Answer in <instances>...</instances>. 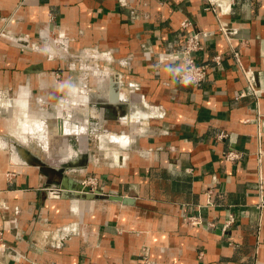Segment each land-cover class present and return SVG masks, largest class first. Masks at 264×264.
Masks as SVG:
<instances>
[{"label": "crops", "instance_id": "1", "mask_svg": "<svg viewBox=\"0 0 264 264\" xmlns=\"http://www.w3.org/2000/svg\"><path fill=\"white\" fill-rule=\"evenodd\" d=\"M205 7V0H0V28L1 17L14 14L6 29L16 36L39 42L47 27L66 32L73 51H110L116 60L102 83L90 82L83 111L67 115L78 135L63 136L54 154L42 150L49 161L34 148L0 150V264H264V0H235L228 12ZM219 20L237 27L231 44ZM191 31L210 33L197 55L212 68L197 85L173 74ZM123 57L130 63L121 67ZM59 62L0 37V90L9 94L0 98V138L19 142L4 119L16 132L28 109L53 118L45 108L76 82ZM118 73L139 89L124 87L127 96L113 101ZM54 118L58 126L63 114ZM97 128L129 141L98 140ZM18 149L24 159L16 161ZM228 150L239 157L225 159ZM89 175L99 177L92 198L49 193L58 186L70 193Z\"/></svg>", "mask_w": 264, "mask_h": 264}, {"label": "built area", "instance_id": "2", "mask_svg": "<svg viewBox=\"0 0 264 264\" xmlns=\"http://www.w3.org/2000/svg\"><path fill=\"white\" fill-rule=\"evenodd\" d=\"M205 1H206L205 9H212L214 11H227V12L231 11L232 5L235 3V0H205ZM1 21L2 23H4V26L0 29V36L6 39H9V40L12 39L23 47L25 44H23L22 41L27 42L28 35L22 34L20 36H16L14 35V33H11V31L8 28L6 29V27L9 26L14 21V14L8 17L7 16L1 17ZM188 25H189L188 20H183L181 22V26L183 28L187 27ZM218 29L225 36L229 44H231L232 39H234V35L237 33V27H229L225 22L219 20ZM209 34L210 33L208 31H191L184 37V41L182 42V45L179 51L176 53L178 54V59L182 63V68H180L179 70L173 71V74L175 75L176 79L180 81L181 83L197 85L206 77L207 71L210 68H212L209 64H204V63L199 62L198 55H197L198 52H200L203 48L202 40L205 37H207ZM9 35L10 37H8ZM38 36H39L40 41L39 42L29 41L30 42L29 45L34 46L35 48L38 47L40 52H43V54H45L44 56H46V59L52 60L53 58L50 50L47 51V46L49 44H53L54 42L61 45L60 47L62 48V51H58V53H63L62 57L65 56L64 54L65 52H69L66 46L68 43V39H66V36H63V35L60 36L61 38L64 37L65 40L61 39L60 37L53 39L51 38L50 30L47 27H42L39 30ZM37 45H41L42 49L39 48V46ZM26 46H28V44ZM91 50L92 52H89L88 49H82L80 51L82 52L80 55H82L85 60H92L95 62L92 63L91 65L90 64H88L87 66L85 65L83 68H81L80 74L78 75V77H76L78 85H74V83H70L66 87L65 89L66 96L57 102V106H59L60 108L69 107L68 109H72V108L76 109L78 107L80 108L84 107L85 103L88 102V93L91 89L90 86L88 85L87 78L91 77L96 83H101L102 80L106 78L104 75L105 73L103 72L107 71L110 74V67L112 66L113 63L116 62L115 58L112 56V53L110 51L101 52L100 50L94 49V48ZM169 56L170 58H173V54H170ZM212 61H214L216 64H219L220 56L216 55L215 57L212 58ZM105 62L109 64L108 65L109 67L105 66L104 64ZM117 62L120 64L121 67L127 66L130 63V57H123L121 59H118ZM106 67L109 69H107ZM73 68L74 66L70 67L69 65L67 67V69L69 70ZM248 73H249L248 71L245 72L246 76ZM49 74H50V77L53 79V81L57 83L60 78V73L58 71H52ZM116 81H117L116 85L118 88V92L121 96H124V97L127 96L126 92H124V87H127L129 89V94L139 89V86L137 83L125 82V80L123 79L120 73H118V75L116 76ZM249 87L255 96L257 95V93H259V89L256 88L251 83H249ZM72 88L78 89L81 92L82 98L80 99L77 98L76 95L74 94L75 92L73 93ZM244 94L245 93L241 91L240 95H244ZM2 95H4L5 98L6 97L8 98L9 96L7 91L3 92L0 90V98H2ZM28 96L30 97L31 93H28ZM139 97L142 101L144 100V96L142 94H140ZM69 98L70 99L74 98V100L77 99L78 102L68 100ZM36 101L38 104H41L44 102L41 97H38ZM68 101L71 103V106H67ZM150 109H151V112L152 111L156 112L155 115L157 117L161 118L165 114L163 110H159L158 108L154 109L153 106H150ZM58 121H59L58 123L59 128H61L62 125L66 122L65 118L58 119ZM67 122H69V124H74V123H71L70 121H67ZM93 130L91 131V133L95 134V137H97L98 140L106 139L110 141L112 135L119 136V137L127 136L124 133L117 135L109 130H106L105 128H97L94 131ZM74 135H78V132H75ZM222 136L223 135H220L219 137H222ZM224 157L227 160L234 161L235 159L239 157V154L237 153V151L228 150L224 153ZM98 182H99V177L97 175H89L81 183H83L84 185H87L90 188V191H93L95 189L97 192H100L98 189V185H97ZM63 190H64V187L58 186L54 189H51L49 193L55 197H59V195L61 194V192H63ZM192 218L193 216L188 217V219L190 220H192ZM232 220H233V217H230L228 223H230ZM145 264H149V263L145 262Z\"/></svg>", "mask_w": 264, "mask_h": 264}, {"label": "rangeland", "instance_id": "3", "mask_svg": "<svg viewBox=\"0 0 264 264\" xmlns=\"http://www.w3.org/2000/svg\"><path fill=\"white\" fill-rule=\"evenodd\" d=\"M15 19V18H14ZM1 26V25H0ZM1 29V28H0ZM10 31H11V33H13V31L11 30V29H9ZM65 34H63V33H58V32H56V31H54V33H52L51 31H50V36H51V38H53V39H55V38H59L61 35H63V36H66V39H68V43H67V49H68V51L69 52H65L64 54H65V56L64 57H62V55H63V53H58V51H62V48L60 47L61 45L60 44H58V43H56V42H54L53 44H49L48 46H47V51L48 50H50V52L52 53V60H57V61H60L59 62V66H62V68H66L67 69V67H68V65L70 66V67H73L74 66V68L73 69H71L70 71H72L73 72V75H75V77H78V75L80 74V72H81V68H83L85 65L87 66L88 64H92V63H94L95 61H92V60H85L84 58H83V56L82 55H80L82 52H80L82 49H88V51L89 52H92V50L91 49H93V48H89V47H83V48H80V49H78V50H76V51H73L72 49H71V43H72V38L66 33V32H64ZM4 34H6V33H4ZM8 35V34H7ZM28 36H27V39H28V41L27 42H25V41H22V43L23 44H25L23 47L20 45V44H18V43H16L17 45H20V47H22L24 50H28V51H34V52H36V51H38L37 53H41V54H43V52H40V50L38 49V47L37 48H35L34 46H31V45H29V43L31 42V41H33V40H31V37L29 36V34H27ZM0 37H2V36H0ZM8 37H10V35L8 36ZM61 38V37H60ZM61 39H63V40H65V38L64 37H62ZM30 41V42H29ZM28 44V46H26ZM40 44H42V43H40ZM44 45V44H43ZM37 46H39V48H41L42 49V46L41 45H37ZM63 46V45H62ZM65 46V45H64ZM45 54H43V56H44ZM45 58H46V56H45ZM63 61V62H62ZM105 64V66H107V67H109L108 65V63L107 62H105L104 63ZM73 65V66H72ZM106 67V68H107ZM107 69H109V68H107ZM100 79H102V78H100ZM92 80H93V78H91V77H89V78H87V81H88V85L90 86V82H92ZM75 83H74V85H78L77 84V79H75ZM104 80H102V82H103ZM101 82V83H102ZM69 84H67L66 86H65V88L68 86ZM73 85V86H74ZM91 87V86H90ZM72 90H73V93L76 95V97L77 98H82V95H81V92L78 90V89H76V88H72ZM90 92V91H89ZM66 96V94H64V96L63 97H65ZM2 97H4V95H2ZM13 97V96H12ZM63 97H61L60 99H62ZM29 99H30V102H31V100L33 101V94L31 93V96L29 97ZM68 100H72V101H77L78 102V100L77 99H75L74 100V98L73 99H68ZM57 102L58 101H56L54 104H52V106L51 107H48V108H45L46 110H48V112L50 113V115H51V117H53V118H50L49 120L46 118V117H44V118H46L45 119V123L47 124H43L42 125V128H40L38 131L36 130V128L35 127H30V124L31 125H33V123L35 122H40V120L41 119H43V118H40V116L38 115V113L40 112V111H43V110H38V113H37V115H35L36 117H34L33 116V114H35V112L34 111H32V110H29L28 109V107H26L27 109H28V112H27V115L26 116H24V114H22L23 116H21L20 117V123H21V125H20V128H18L17 130H18V132L20 133V129H21V127H22V134H20L21 136H19V133H17V132H15L13 129H15V128H17V127H14L13 125H9V122L10 121H8L7 122V119L5 120L4 119V121H5V123L7 124L6 126H5V128H6V133H8V132H11L12 134H14V135H16L17 134V136L19 137V138H17L18 140H19V142L18 141H16V140H14V139H16V138H14V137H12V134L11 135H9V133H8V135L9 136H11L12 138H13V140H8V139H6V140H3L4 138L2 137V138H0V150H6V151H8L9 152V150L11 149V150H13V149H15V148H20L21 150H23L24 151V149H23V147L25 148V149H31V148H34V149H37L38 151H42V150H45V149H47V151H49V153L50 152H52V149H51V146H52V142L51 141H53V145L55 144H57L58 145V143H60L59 141H57L56 139H54V136L50 133V131L54 134L55 132H56V130H57V123L55 122L56 120H55V116L57 115V113L59 114V115H61L62 116V114H63V118H65V120L66 121H70L71 122V118H69L67 115L68 114H71L72 115V113L73 114H78V113H81L82 111H83V107H78V108H76V109H68L69 107H66V108H60L59 106H57ZM5 104V106H3L1 109H4V111H5V113H4V115L5 116H7L8 118H9V116H8V112H10V108H9V104H8V102H7V100H5V102H4ZM29 103V102H28ZM76 103V102H75ZM31 103H29L28 105H30ZM67 106H71V103L68 101V104H67ZM73 106V105H72ZM86 106V105H85ZM44 107V106H43ZM44 109V110H45ZM62 109V110H61ZM66 109V110H65ZM2 112V111H1ZM30 114V115H29ZM2 119H3V117H2ZM3 121V122H4ZM3 122H1V125H3L4 126V123ZM29 123V129H28V127L27 126H25V127H27V129L23 126V124L24 123ZM33 128H35V130L33 131L32 129ZM50 129V131H48L49 129ZM75 128H76V131H74V132H71V133H67V134H71L72 135V137H76L74 134H75V132H77L78 131V126H76L75 125ZM27 131H26V130ZM16 130V131H17ZM30 130H31V132H30ZM24 131V132H23ZM33 131V132H32ZM41 131V132H40ZM47 131V132H46ZM27 132V133H26ZM43 132V133H42ZM49 133H50V136H49ZM78 133H79V131H78ZM23 134H25L24 136H22ZM67 134H65V135H67ZM53 137H52V136ZM126 135V134H125ZM16 136V137H17ZM6 137V136H5ZM51 137H52V139H51ZM115 137H117L118 138V136H115V135H112L111 136V141H115L114 139H115ZM123 137H125V136H123ZM38 138V139H37ZM21 139V140H20ZM23 139H25V140H23ZM64 139V138H63ZM108 139V138H107ZM50 140V141H49ZM23 141V142H22ZM24 141H25V143H24ZM47 141H48V143H47ZM58 142V143H55V142ZM102 141H104V140H102ZM3 142V143H2ZM20 142L22 143V145L20 146ZM49 142H51V144L49 143ZM62 144H64V142H62ZM60 145L61 144H59V147H60ZM108 145V147L111 145V144H107ZM62 146V145H61ZM14 147V148H13ZM45 148V149H44ZM45 151H42L41 153V155H43L42 156V160L43 161H49V159H47L46 157H45V153H44ZM29 152L26 150V156L27 157H25V159H26V162L28 163V164H30V158H29V154H28ZM54 153H56V152H54L53 151V153H50V154H54ZM59 153H61V152H59ZM9 160V159H8ZM10 161V160H9ZM12 161V160H11ZM14 163V162H13ZM16 164L15 165H20L19 163H21V162H15Z\"/></svg>", "mask_w": 264, "mask_h": 264}, {"label": "bare ground", "instance_id": "4", "mask_svg": "<svg viewBox=\"0 0 264 264\" xmlns=\"http://www.w3.org/2000/svg\"><path fill=\"white\" fill-rule=\"evenodd\" d=\"M100 80V79H99ZM2 99V98H1ZM20 99V98H19ZM5 102V101H4ZM28 104V103H27ZM62 110V109H61ZM66 110V109H65ZM24 116H26L27 115V112H24ZM30 115V114H29ZM46 121H45V119H41L40 120V122H34L33 123V125H31L30 124V127H35L36 128V130L38 131L40 128H42V125L45 123ZM46 124V123H45ZM48 124V123H47ZM46 124V125H47ZM23 126L25 127V126H29V123L27 122V123H24L23 124ZM77 126V125H76ZM27 127H25L26 129H27ZM35 128H33L34 130H35ZM25 129V130H26ZM28 129H29V127H28ZM32 129V128H31ZM32 129V130H33ZM49 129V128H48ZM22 130V127H21V129L19 130L20 131V133L18 132V130L16 131L17 133H19V136H21L20 134H22L21 131ZM33 130V131H34ZM27 131V130H26ZM32 131V132H33ZM48 131H50V129L48 130ZM58 131H60V135H59V132ZM74 131H76V128H75V124H69V123H67V122H65L63 125H62V127L61 128H59L58 126H57V130H56V132L53 134L51 131H50V133L54 136V139H56L57 141H59L60 143H58L57 141L55 142V143H58V145L59 144H61L62 146H63V144H62V142H63V136H65V134H67V133H71V132H74ZM24 132V131H23ZM30 132H31V130H30ZM41 132V131H40ZM47 132V131H46ZM78 132V131H77ZM27 133V132H26ZM43 133V132H42ZM25 134H23L22 136H24ZM51 135V136H52ZM16 136H17V134H16ZM52 136V137H53ZM52 137H51V139H52ZM58 139H57V138ZM119 137V136H118ZM17 138H19L18 136H17ZM21 140V139H20ZM23 140H25V139H23ZM115 140V139H114ZM50 141V140H49ZM126 141H129L127 138H125V137H119V138H117L116 140H115V142H126ZM23 142V141H22ZM52 142V145H53V141H51ZM51 142H49L50 144H51ZM3 143V142H2ZM24 143H25V141H24ZM47 143H48V141H47ZM57 145V144H56ZM60 145V146H61ZM65 147L66 146H64V149H65ZM14 148V147H13ZM15 151V150H14ZM68 151V150H67ZM55 152V151H54ZM70 152V151H69ZM50 153H53V151L52 152H50ZM74 154V153H73ZM71 156V155H70ZM73 156V155H72ZM14 159L16 160V161H19L20 159L21 160H23L24 158L22 157V155H21V150H16V153H15V156H14ZM72 160V159H71ZM25 162V161H24Z\"/></svg>", "mask_w": 264, "mask_h": 264}, {"label": "water", "instance_id": "5", "mask_svg": "<svg viewBox=\"0 0 264 264\" xmlns=\"http://www.w3.org/2000/svg\"><path fill=\"white\" fill-rule=\"evenodd\" d=\"M110 100H115L118 96L121 97V95L118 92V88L116 87V83H111L110 85ZM121 146H124V142H119ZM26 157V155H25ZM62 195L64 197H80L82 196H87L92 198L94 196V193L90 191V188L87 185H84L83 183H80L78 187L71 191L70 193H67L63 191ZM110 199L115 200V201H120L122 203H131L133 201V198L131 197H126V196H121V195H110Z\"/></svg>", "mask_w": 264, "mask_h": 264}]
</instances>
